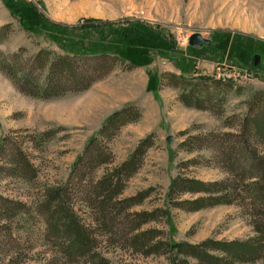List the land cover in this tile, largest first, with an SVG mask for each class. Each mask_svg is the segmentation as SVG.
Masks as SVG:
<instances>
[{"label": "rangeland", "instance_id": "rangeland-1", "mask_svg": "<svg viewBox=\"0 0 264 264\" xmlns=\"http://www.w3.org/2000/svg\"><path fill=\"white\" fill-rule=\"evenodd\" d=\"M33 26H38L33 33L25 29ZM194 34L210 45L190 47ZM41 49L58 54L111 50L137 66L128 70L109 61L88 90L49 101L22 94L0 72V264H68L56 243L44 238L36 207L43 190L63 185L78 217L93 229L96 252L110 264H169L164 256L134 252L125 244L123 231L126 236L129 231L123 224L113 227L103 219L108 223L104 228L87 200L90 180L122 164L146 139L152 146L119 197L122 201L151 190L129 212L167 211V222L160 218L143 230L157 229L172 243L190 245L253 237L249 218L237 206L187 212L168 206L166 193L176 176L206 183L227 178L206 138L238 136L253 93L264 91V0H0V58L18 56L23 64ZM88 63H81V70L91 75L96 65ZM168 75L194 84L200 78H219L232 85L220 92L219 108L196 110L179 101L181 90ZM126 107L141 117L106 144L113 163L96 169L85 162L74 172L88 141L111 114ZM229 122L232 128L225 126ZM18 152L30 161L32 173L13 171ZM2 200L23 207H9Z\"/></svg>", "mask_w": 264, "mask_h": 264}, {"label": "trees", "instance_id": "trees-1", "mask_svg": "<svg viewBox=\"0 0 264 264\" xmlns=\"http://www.w3.org/2000/svg\"><path fill=\"white\" fill-rule=\"evenodd\" d=\"M37 16L40 23L47 27V22L40 15ZM36 27L25 29L33 33L38 29V26ZM121 55L111 50L58 54L41 49L23 64L17 60L18 56H14L12 60L1 57L0 72L10 79L22 94L49 101L88 90L102 76L99 75L100 72L104 74L105 65L109 61L122 64L128 70L137 66L133 60ZM83 62L95 63L96 66L92 68L93 75L81 70ZM113 68L107 69L105 74ZM237 69L253 71L251 67L240 66ZM168 77L175 83L174 87L181 90L179 101L185 107L196 110L219 108L222 103L221 99H218L220 92L232 85L219 78H200V81L194 84L189 79L175 75ZM215 115L221 117L220 114ZM140 117V113L133 107H126L111 114L98 133L88 141L83 155L73 167L74 172H79L85 162L87 166L96 169L110 166L113 158L106 144L117 136L123 126L137 122ZM225 126L233 127L230 122ZM48 135L46 133L36 136L38 140L35 142ZM206 139H209L207 142L216 149L217 164L227 174V178L206 183L176 176L169 184L166 202L168 206L187 212L235 205L249 218L248 222L254 233L252 238L244 241L206 240L199 245H190L184 242L172 243L157 229L143 230L144 226L158 222L160 218L167 222V211L129 212L147 200L151 190L122 201L119 197L127 181L142 166L146 151L152 146L149 139L140 142L122 164L106 169L98 180H90L89 190L86 192L87 200L91 204V210L99 217V222L103 223L104 228L108 223H104L103 219L110 221L113 227L123 224L129 231L128 236L123 231L125 244L129 248L143 257L164 256L169 264H254L264 261V153L259 152V149L264 147V91L253 93L247 113L240 121L238 136L220 133L211 134ZM15 157L19 159L15 163L14 172H33L32 164L23 152H18ZM185 196L189 199L182 200ZM2 202L9 207H23L8 200ZM36 207L43 217L44 238L56 243L68 264H110L96 252L97 240L93 229L76 214L68 186L43 190ZM114 212L119 213L116 215ZM121 215L124 217L123 221L120 220Z\"/></svg>", "mask_w": 264, "mask_h": 264}, {"label": "water", "instance_id": "water-1", "mask_svg": "<svg viewBox=\"0 0 264 264\" xmlns=\"http://www.w3.org/2000/svg\"><path fill=\"white\" fill-rule=\"evenodd\" d=\"M188 45L195 49H201L202 46H209L210 41L202 38L199 34H194L188 39ZM167 141L170 142V138Z\"/></svg>", "mask_w": 264, "mask_h": 264}, {"label": "built area", "instance_id": "built-area-1", "mask_svg": "<svg viewBox=\"0 0 264 264\" xmlns=\"http://www.w3.org/2000/svg\"><path fill=\"white\" fill-rule=\"evenodd\" d=\"M229 78H231V77H228V79H227V80H230Z\"/></svg>", "mask_w": 264, "mask_h": 264}]
</instances>
